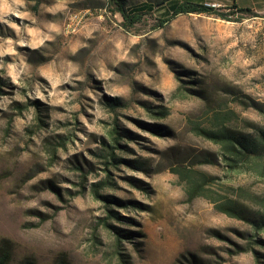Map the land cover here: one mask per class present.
Masks as SVG:
<instances>
[{
  "label": "rangeland",
  "instance_id": "obj_1",
  "mask_svg": "<svg viewBox=\"0 0 264 264\" xmlns=\"http://www.w3.org/2000/svg\"><path fill=\"white\" fill-rule=\"evenodd\" d=\"M164 1L123 0L153 4L126 31L107 0H0L6 264H264V233L216 209L261 214L264 173L229 168L200 132L264 128V14L151 29ZM113 126L117 163L104 165ZM105 179L112 203L91 192ZM105 221L125 235L118 249Z\"/></svg>",
  "mask_w": 264,
  "mask_h": 264
},
{
  "label": "trees",
  "instance_id": "obj_2",
  "mask_svg": "<svg viewBox=\"0 0 264 264\" xmlns=\"http://www.w3.org/2000/svg\"><path fill=\"white\" fill-rule=\"evenodd\" d=\"M108 4L111 6V12L113 14L118 13L121 21L120 26L126 30L130 31L138 28L136 26H141L148 22L146 16L152 15L153 4L141 3L132 7L128 10L124 6L123 0H107ZM231 3L225 7L215 6L211 4L204 3L199 0H166L161 5L163 7L162 17L154 18L153 23L150 24L151 29H157L166 22H168L173 16L178 14H206L214 15L224 20H230L229 16L236 15L237 20H241L244 17H254L259 16L258 13L253 11L248 7H239L236 0H231ZM224 8V9H222ZM221 10H226L222 12ZM116 103H110V107L113 109ZM162 114V113H161ZM200 132L213 143L218 144L222 149V158L225 161L226 166L236 170L237 172L245 167L260 169L264 173V128H258L255 134H244L236 133L230 129H224L221 131H209L200 129ZM110 143H103L101 157L104 159V165H113L117 163V159L114 155V149L119 144V137L121 136L117 130L116 126H113L110 131ZM112 143H115L114 146ZM105 171L108 172L107 167ZM109 179V177H107ZM108 179L102 182L92 184L91 192L98 198L104 200L106 203H112L107 196L99 194V190L102 186L112 184ZM203 179H205L203 177ZM216 209L220 212L226 214L229 217H233L240 220H245L253 227V235L264 233V211L258 216H252L248 213L247 207L238 201L227 200L222 203L216 204ZM110 217L119 218V215L110 209H108ZM106 227H110L114 234L115 246L118 249L120 245V237H123L119 230L111 226L106 221L104 222ZM121 261H123L122 253L116 251ZM8 256L6 253L0 254V264H6ZM30 264V263H25Z\"/></svg>",
  "mask_w": 264,
  "mask_h": 264
},
{
  "label": "crops",
  "instance_id": "obj_3",
  "mask_svg": "<svg viewBox=\"0 0 264 264\" xmlns=\"http://www.w3.org/2000/svg\"><path fill=\"white\" fill-rule=\"evenodd\" d=\"M239 7L251 8L258 14H264V0H236Z\"/></svg>",
  "mask_w": 264,
  "mask_h": 264
},
{
  "label": "built area",
  "instance_id": "obj_4",
  "mask_svg": "<svg viewBox=\"0 0 264 264\" xmlns=\"http://www.w3.org/2000/svg\"><path fill=\"white\" fill-rule=\"evenodd\" d=\"M211 5H215V4H211Z\"/></svg>",
  "mask_w": 264,
  "mask_h": 264
}]
</instances>
